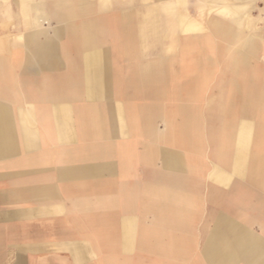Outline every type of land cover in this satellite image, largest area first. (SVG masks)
I'll use <instances>...</instances> for the list:
<instances>
[{"label":"crops","instance_id":"0c3cea01","mask_svg":"<svg viewBox=\"0 0 264 264\" xmlns=\"http://www.w3.org/2000/svg\"><path fill=\"white\" fill-rule=\"evenodd\" d=\"M213 14L0 0V264H264V47Z\"/></svg>","mask_w":264,"mask_h":264},{"label":"bare ground","instance_id":"6f19581e","mask_svg":"<svg viewBox=\"0 0 264 264\" xmlns=\"http://www.w3.org/2000/svg\"><path fill=\"white\" fill-rule=\"evenodd\" d=\"M223 2L222 5L224 6L220 9L212 7L210 14H214L211 16L209 23L222 39H231L234 41V46L235 44L238 45V49L235 50L231 59L234 61L235 71L239 72L237 66L246 65L248 50L257 49L261 42L264 47V39H259L257 36L260 32L257 27V20L252 15L254 10L258 8L257 0ZM253 92L256 93L257 91L253 90ZM259 93L261 94L262 90Z\"/></svg>","mask_w":264,"mask_h":264},{"label":"rangeland","instance_id":"374dc122","mask_svg":"<svg viewBox=\"0 0 264 264\" xmlns=\"http://www.w3.org/2000/svg\"><path fill=\"white\" fill-rule=\"evenodd\" d=\"M223 1L232 2L235 0H205V5L208 8V12L210 13L211 9L216 8L220 9L224 5H222ZM219 2V3H218ZM224 3V2H223ZM257 6L258 8L254 10L253 17L255 20H257V27L259 28V39H264V0H257ZM213 7V8H212ZM209 44V41L207 40V45ZM223 59H228V53L223 52ZM253 62L255 66H258L259 68H256L257 70H254V72L249 71V82H255L257 84H260L264 80V74L262 73V70L260 67L264 66V50L261 48L259 51H257V54L253 57Z\"/></svg>","mask_w":264,"mask_h":264}]
</instances>
